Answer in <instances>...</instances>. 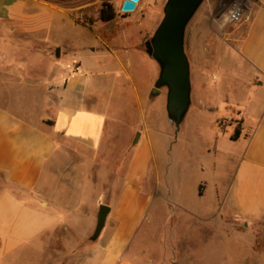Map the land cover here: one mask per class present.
I'll return each instance as SVG.
<instances>
[{"label":"crops","instance_id":"0c3cea01","mask_svg":"<svg viewBox=\"0 0 264 264\" xmlns=\"http://www.w3.org/2000/svg\"><path fill=\"white\" fill-rule=\"evenodd\" d=\"M58 9L46 0H0V21L9 36L38 38V46H31L38 48L35 76L11 79L8 68L5 90L9 92L4 93L14 97L21 95L12 92L15 88L38 89L36 109L0 104V264H38V244L52 240L55 228L71 225L76 206H82L78 193L83 182L75 178L86 176L85 169L100 167L101 160L106 170V157L101 156L105 146L114 143L133 146L125 171H112L118 178L108 190L112 199L104 201L106 191L100 188L98 202L92 198L85 209L86 228L79 239H85L93 227L99 204L110 206L101 233L80 264L197 263L198 253L187 243L196 241L194 235L204 227L212 232L220 224L232 231L240 223L264 225V0H254L234 28L233 40L221 44L213 57L206 44L200 48L192 41L196 54L208 62L194 76L189 58L193 105L190 102L187 113L198 117L204 108H214L202 97L203 91L215 94L222 89L227 93L225 117L235 116L231 126L239 125L241 133L234 139L227 125L216 124L199 149L195 170L182 174L179 199L163 202L154 201L155 189L142 185L153 169L155 149L170 148L171 138L178 137L166 117V89L165 97L150 94L159 66L142 45L154 32L155 20L113 26L112 32L106 31L112 33L109 36L76 23L71 12H54ZM86 32L94 35V49L75 44ZM71 45L77 70L60 76L55 60L48 63L50 73L44 77L40 65L50 58V49H55L57 59ZM3 60L19 72L25 69L21 59ZM123 114L127 121L118 134L114 130L117 122L123 123ZM188 125L200 129L197 123ZM184 135L181 139H186ZM220 155L222 161L235 160L233 170L219 169ZM79 159L84 160L83 168L76 165ZM70 186L77 187V194ZM188 189L194 202L186 199ZM155 208L163 210V232L154 238L150 233L138 236L144 223L153 220ZM136 237L159 241L160 247L156 249L154 243L148 250L132 251ZM65 241L68 252L62 256L72 259L74 233L67 234ZM250 257L243 264H264V248Z\"/></svg>","mask_w":264,"mask_h":264},{"label":"rangeland","instance_id":"374dc122","mask_svg":"<svg viewBox=\"0 0 264 264\" xmlns=\"http://www.w3.org/2000/svg\"><path fill=\"white\" fill-rule=\"evenodd\" d=\"M46 1H50L59 7L58 11L54 10V12H73L75 16H79L81 18H92V27H94V30L98 31L101 35L110 36L112 33H107L106 31L111 30L112 32L113 26L136 24L140 21L150 22L151 20H155L157 25L163 16V5L166 0H138L134 9L131 11L121 10V5L124 0H111L114 11L117 12V14L110 22H103L98 17L100 2L102 0ZM233 1H237L242 4L244 7V13L239 21L228 22L225 20V12ZM253 2L254 0L202 1L186 25L184 34V48L188 59L190 58L192 61L194 76L200 72L199 68L201 69L204 62L208 61H206V58L202 55L199 56V53H197L198 55L196 54L195 50L198 48H192V41L195 39L194 41L196 47L200 48L203 43L206 44L212 52L209 55L213 57L214 53L222 46L221 44L233 40L232 32L234 28L243 21L245 15L253 5ZM39 7L40 5H38V8ZM152 34L153 33L148 34L146 39L150 38ZM77 43L94 49L95 43L93 33L86 32L82 38L77 39V42L75 43L76 46ZM34 44L38 46V38L36 37H28L20 33H12L9 36L6 32L4 22L0 21V104L10 106L14 103V106L17 108L21 105L25 110L27 108L32 110L36 109L35 102L36 99H38V89L31 88L30 86H28L29 88L23 86L12 90V92L16 94L20 93L21 95H15L14 97L8 95L4 96V93L8 94L9 92L5 90V86L8 85V81L5 80L10 78H8L9 74L12 75L11 79L15 78V76L18 78L19 75L28 79L35 76L36 70L38 69V48L32 49L31 46ZM142 47L145 49L144 44ZM70 48L71 49H68L62 54H59L57 59L55 56V49H50V58H44L40 65L41 73L44 77L50 73L48 63L51 64V62H54L55 60L57 61L55 68L58 70V75L63 76L64 73H71L70 70L66 69V64H77L78 62L73 52V46L71 45ZM4 58H15L17 59L16 62L21 59L19 62L23 63V67L25 68L24 71L19 72V70L14 67H10L8 64L4 63ZM34 60H36L37 64L34 63ZM47 60L50 61L48 62ZM8 68H11L12 70L9 74ZM218 76H220L219 73ZM165 89V87H162L160 92L155 95L165 97ZM195 93L196 92L194 91V94ZM202 97L206 99V102H213L212 104L215 107L207 109L202 107L204 110L200 112L198 117H191L190 113H186L179 126L180 129L171 125L172 130L176 131L178 137L176 138V136H173L171 138L170 148L163 151L155 149L153 169L149 171V178L146 177L142 182L144 188H152L156 190L154 194L155 202L179 199L180 186L184 181L182 174H184L183 172L186 171V169L193 168L195 170V163H197L199 158V149L206 142H208L210 139L208 134L215 131L216 124H219L221 127L227 125L226 128L232 133L234 131V127L237 125L234 123V125L231 126L235 116L225 117L228 113L226 110L228 103L225 101L227 97L226 91L224 92L221 89L215 94L203 91ZM191 103L193 105L192 100ZM125 116L126 115L123 114V123H116L117 128L114 131L118 134H122V132H124L123 128L120 126L125 125V121H127ZM131 121L132 124H136L137 122L135 120ZM190 121L195 124L197 123L200 126V129H194L192 126L190 127L188 125ZM183 133L185 134L184 137H186V139H181V135ZM220 133L223 132L220 131ZM187 139L195 142V144L188 142ZM113 140L116 141V139ZM132 146L131 142H128L127 144L114 143L106 145L105 154L101 156L102 159L106 157V162H104L106 164V170L103 169L101 160L100 167L98 166L94 170H92L91 167L90 171L85 169L86 176L75 178L76 181L80 180L83 182L81 187L82 192L80 191L78 193L83 199L82 206L81 208L76 206L77 208L74 211V216L72 218L73 222L71 225H69L66 229L61 228V226L55 228L53 230L54 237L52 240L50 239L49 241H44L41 245L38 244V264H80L83 253L88 246L96 240H90V235L93 232L95 223L85 236V239H79L80 235L84 233L86 228V218L84 215L85 209L91 204L92 198L95 199V204L98 202L97 193L100 188H103V190L106 191L104 201H110L112 199L114 195L109 193L108 190L113 182L118 179L117 177H114L112 171H116L118 174H122L125 171V166L128 162ZM89 157L91 158V154ZM223 159L224 158H222L221 155L218 157L219 169H224L225 172L233 170L236 163L235 160L226 162L222 161ZM87 163L88 162H86V164ZM76 165L83 168L84 160H76ZM78 173H82V171L77 172V174ZM78 176L80 175L78 174ZM76 189V186L74 189L70 186V190H75V193ZM186 199L192 202L196 200L194 194H190V189L186 192ZM151 212L154 215L152 218L153 220L149 225H147L146 222L144 223V226H142L138 231V236L150 233L153 236L152 238H154L157 234L160 235L163 232V210L161 208H155L152 209ZM146 228L147 230H145ZM71 233H74L75 238L74 257L72 259L70 257L63 258L64 256H62V253L67 254L68 252L65 237L67 234L70 237ZM194 237H196V241L188 242L187 245L188 247L191 246L190 244L194 245V249L198 253L197 258L195 259L199 262H191V264H243V262L253 259L250 257L251 254L253 255V253L255 254L260 252V250L264 248V225L247 227L240 223L235 226V230L232 231L231 227L227 224H220L218 226V230L210 232L208 227H204L201 231H197ZM151 240L152 239L141 240V238L139 240L138 237H136L131 247L132 251L139 248H142V250H148L153 247L154 243L156 249L160 247L161 242ZM43 254L45 256H43Z\"/></svg>","mask_w":264,"mask_h":264},{"label":"water","instance_id":"95a60500","mask_svg":"<svg viewBox=\"0 0 264 264\" xmlns=\"http://www.w3.org/2000/svg\"><path fill=\"white\" fill-rule=\"evenodd\" d=\"M138 0H124L121 10L131 11ZM203 0H166L163 16L150 38L144 41L145 52L159 66V72L150 94H157L166 88L165 111L168 121L179 128L191 102L190 63L184 48L185 28ZM139 132H136L134 143ZM110 206L100 203L96 222L90 240L101 233Z\"/></svg>","mask_w":264,"mask_h":264},{"label":"trees","instance_id":"16d2710c","mask_svg":"<svg viewBox=\"0 0 264 264\" xmlns=\"http://www.w3.org/2000/svg\"><path fill=\"white\" fill-rule=\"evenodd\" d=\"M98 17L103 22H110L112 21L115 16L116 12L114 11L113 5L111 3V0H102L100 2ZM71 16L77 23H81L85 26H88L89 28H92L93 19L92 18H81L79 16H75L74 13H71ZM241 133V127L239 125H236L234 127V131L231 135L232 138L236 139Z\"/></svg>","mask_w":264,"mask_h":264},{"label":"built area","instance_id":"2783aa9c","mask_svg":"<svg viewBox=\"0 0 264 264\" xmlns=\"http://www.w3.org/2000/svg\"><path fill=\"white\" fill-rule=\"evenodd\" d=\"M243 13H244V7L242 6V4L240 2L233 1L225 12V20L228 22L239 21L242 18ZM77 68H78V65L75 63L66 64V69L70 70L71 73L75 72Z\"/></svg>","mask_w":264,"mask_h":264}]
</instances>
